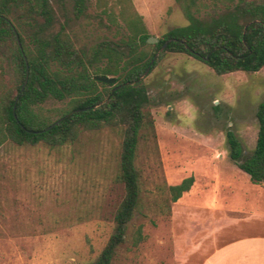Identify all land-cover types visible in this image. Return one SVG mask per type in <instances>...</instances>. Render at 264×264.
<instances>
[{
    "label": "rangeland",
    "instance_id": "rangeland-1",
    "mask_svg": "<svg viewBox=\"0 0 264 264\" xmlns=\"http://www.w3.org/2000/svg\"><path fill=\"white\" fill-rule=\"evenodd\" d=\"M50 1L55 19L48 32L68 34L78 48L89 51L128 33L119 18L121 27L108 28L105 10L117 14L118 0ZM129 1L159 40L172 27L189 23L177 0ZM225 9L202 0L198 15ZM7 48L0 46V72L9 84L13 67ZM148 52L150 58L153 49ZM155 54L156 65L142 77L151 123L141 130L135 159L140 203L112 264H197L199 254L186 253L199 245L201 232L211 230L214 199L235 214L251 205L264 210V181L253 182L230 158L226 135L234 131L245 154L254 149L264 66L219 75L188 53L159 48ZM69 107V98H51L41 111L54 120ZM123 135L122 128L104 127L58 146L12 140L0 145V264H89L98 258L125 196L118 179ZM191 175V189L173 201L169 185ZM139 226L144 239L134 245Z\"/></svg>",
    "mask_w": 264,
    "mask_h": 264
},
{
    "label": "trees",
    "instance_id": "trees-1",
    "mask_svg": "<svg viewBox=\"0 0 264 264\" xmlns=\"http://www.w3.org/2000/svg\"><path fill=\"white\" fill-rule=\"evenodd\" d=\"M211 1L226 9L203 18L198 15L202 0H177L189 23L172 27L164 38L150 44L143 16L129 0H118L117 14L105 10L108 28L114 23L121 27L119 18L128 33L122 34L119 28L120 38L107 39L86 51L76 47L68 34L48 32L55 19L50 0H0V46H8L13 67L9 84L0 72V145L12 140L20 145L43 142L58 146L77 140L86 130L123 129L118 179L124 184L125 196L115 212L114 231L98 258L89 264H112L140 203L135 159L141 130L151 123L145 111L149 95L142 75L155 51L166 43L165 50L188 53L219 75L255 72L264 66V2ZM81 11L77 2L75 12L79 15ZM149 49H153L150 58ZM97 74L115 76L117 83L95 80ZM51 98L70 99V107L54 120L41 111ZM257 118L259 128L250 154H245L234 131L229 129L226 134L230 158L255 183L264 181V101L258 105ZM56 120L60 121L46 129ZM194 181L191 175L169 185L172 200L189 191ZM143 239L139 226L134 245Z\"/></svg>",
    "mask_w": 264,
    "mask_h": 264
},
{
    "label": "crops",
    "instance_id": "crops-1",
    "mask_svg": "<svg viewBox=\"0 0 264 264\" xmlns=\"http://www.w3.org/2000/svg\"><path fill=\"white\" fill-rule=\"evenodd\" d=\"M211 204V230L200 233L201 242L186 256L199 254L197 264H264V210L249 205L247 212L235 214L237 211L227 209L228 203L222 205L218 198ZM219 238L221 244H217Z\"/></svg>",
    "mask_w": 264,
    "mask_h": 264
},
{
    "label": "water",
    "instance_id": "water-1",
    "mask_svg": "<svg viewBox=\"0 0 264 264\" xmlns=\"http://www.w3.org/2000/svg\"><path fill=\"white\" fill-rule=\"evenodd\" d=\"M17 37H18V36H17ZM158 41H159V39H158L157 37H155V36H150V37L148 38V42H150V43H156V42H158ZM18 42H19V44L21 45V43H20V41H19V37H18ZM165 46H166V43L163 44V46H162L161 48H165ZM156 55H157V54H155L154 57L151 59L150 64H149L148 67L146 68L145 73L142 75V77H143L145 74H147V73L149 72L150 67H151V65H152V63H153V61H154ZM27 66H28V64H27ZM94 79H95V80H98V81H101V82H104V83H106V84H116V83H117V77H115V76H110V75H105V74H97V75L94 76ZM27 80H28V72H27V76H26V79H25L24 84H23V88H24L25 84L27 83ZM119 86H120V85H118V87H119ZM59 121H60V120H56V121L53 122L50 126H48L46 129H50L52 126H54L55 124H57Z\"/></svg>",
    "mask_w": 264,
    "mask_h": 264
}]
</instances>
